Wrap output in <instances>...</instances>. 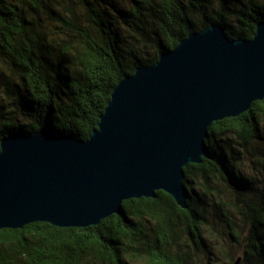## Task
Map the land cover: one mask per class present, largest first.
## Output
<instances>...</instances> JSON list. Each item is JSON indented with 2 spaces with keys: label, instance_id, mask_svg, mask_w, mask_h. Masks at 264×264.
<instances>
[{
  "label": "trees",
  "instance_id": "trees-1",
  "mask_svg": "<svg viewBox=\"0 0 264 264\" xmlns=\"http://www.w3.org/2000/svg\"><path fill=\"white\" fill-rule=\"evenodd\" d=\"M263 19L264 0H0V150L46 126L88 139L126 74L212 23L250 39ZM263 119L264 99L210 125V157L185 167L187 208L160 189L97 225L3 228L0 264H219L210 217L243 248L227 264H264V183L237 164L250 148L264 155Z\"/></svg>",
  "mask_w": 264,
  "mask_h": 264
},
{
  "label": "water",
  "instance_id": "water-1",
  "mask_svg": "<svg viewBox=\"0 0 264 264\" xmlns=\"http://www.w3.org/2000/svg\"><path fill=\"white\" fill-rule=\"evenodd\" d=\"M263 99L264 19L250 39L193 31L123 77L88 139L46 126L2 140L0 229L97 225L160 189L187 208L185 167L210 157V125Z\"/></svg>",
  "mask_w": 264,
  "mask_h": 264
},
{
  "label": "rangeland",
  "instance_id": "rangeland-1",
  "mask_svg": "<svg viewBox=\"0 0 264 264\" xmlns=\"http://www.w3.org/2000/svg\"><path fill=\"white\" fill-rule=\"evenodd\" d=\"M262 132L264 135V119L262 120ZM232 137L234 138V136ZM256 146L264 147V141ZM258 157H264V155L260 153L257 147H253L252 149H248L247 152L239 158L237 164L242 170L254 176L262 185L264 183V170L261 163L258 161ZM236 217L238 229L245 234L248 229L246 218L244 215L239 214H237ZM209 220L210 224L205 231L207 243L217 254V262L219 264H227L229 256L233 255V257H235L240 255V253L243 252V248L234 241H231L232 238L229 237V231H227L225 226L215 221L213 217H210Z\"/></svg>",
  "mask_w": 264,
  "mask_h": 264
}]
</instances>
